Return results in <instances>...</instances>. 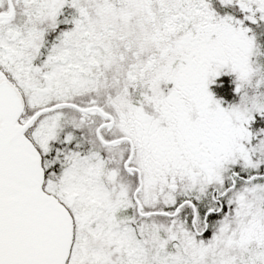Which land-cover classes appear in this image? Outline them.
<instances>
[{"label": "snow or ice", "instance_id": "6c2138e0", "mask_svg": "<svg viewBox=\"0 0 264 264\" xmlns=\"http://www.w3.org/2000/svg\"><path fill=\"white\" fill-rule=\"evenodd\" d=\"M0 264H264V0H0Z\"/></svg>", "mask_w": 264, "mask_h": 264}]
</instances>
